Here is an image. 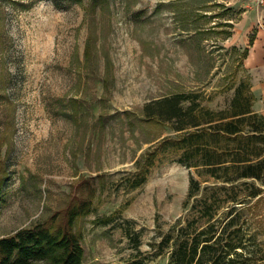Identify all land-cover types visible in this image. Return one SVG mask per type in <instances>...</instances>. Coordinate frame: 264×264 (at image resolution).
Masks as SVG:
<instances>
[{
  "label": "rangeland",
  "instance_id": "1",
  "mask_svg": "<svg viewBox=\"0 0 264 264\" xmlns=\"http://www.w3.org/2000/svg\"><path fill=\"white\" fill-rule=\"evenodd\" d=\"M90 3L0 0V237L48 220L91 186L95 210L75 224L83 264H168V249L152 245L157 225L187 217L191 176L214 182L159 154L129 184L135 160L173 134L142 107L177 92L229 106L247 78L243 49L228 37L240 11L223 0H107L93 13ZM250 183L261 192L249 199V222L264 242V184L234 185L244 194Z\"/></svg>",
  "mask_w": 264,
  "mask_h": 264
},
{
  "label": "trees",
  "instance_id": "2",
  "mask_svg": "<svg viewBox=\"0 0 264 264\" xmlns=\"http://www.w3.org/2000/svg\"><path fill=\"white\" fill-rule=\"evenodd\" d=\"M90 1L89 13L107 3ZM246 54L244 49L242 59ZM253 100L247 77L235 86L231 102L224 108L204 105L192 92L165 95L142 107L147 119L167 123L173 134L159 139L135 160V170L127 176L129 184L142 183L159 154L195 167L214 182L202 187V180L191 176L184 200L185 206L193 200L187 217L177 219L167 231L157 225L159 239L152 245L158 253L168 249V264H264V242L259 241L248 217L249 199L258 196L261 187L250 183L244 194H238L234 185L247 178L264 184V117L253 109ZM82 181L89 183L86 178ZM88 188L86 196L78 195L48 220L1 236L0 264H83L84 249L75 224L95 210L94 189ZM113 219L111 214L100 221ZM119 264L142 263L126 259Z\"/></svg>",
  "mask_w": 264,
  "mask_h": 264
},
{
  "label": "crops",
  "instance_id": "3",
  "mask_svg": "<svg viewBox=\"0 0 264 264\" xmlns=\"http://www.w3.org/2000/svg\"><path fill=\"white\" fill-rule=\"evenodd\" d=\"M223 1L240 11L237 19L231 22L233 27L228 37L234 36L233 43L243 50L247 49L242 66L254 95L252 107L264 117V2Z\"/></svg>",
  "mask_w": 264,
  "mask_h": 264
},
{
  "label": "built area",
  "instance_id": "4",
  "mask_svg": "<svg viewBox=\"0 0 264 264\" xmlns=\"http://www.w3.org/2000/svg\"><path fill=\"white\" fill-rule=\"evenodd\" d=\"M257 3H263L264 0H255Z\"/></svg>",
  "mask_w": 264,
  "mask_h": 264
}]
</instances>
